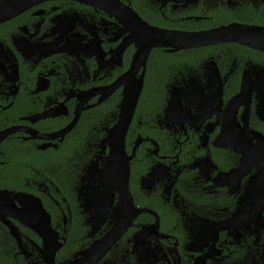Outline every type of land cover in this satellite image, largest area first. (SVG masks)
I'll return each mask as SVG.
<instances>
[{
  "label": "flooded vegetation",
  "instance_id": "af4514ba",
  "mask_svg": "<svg viewBox=\"0 0 264 264\" xmlns=\"http://www.w3.org/2000/svg\"><path fill=\"white\" fill-rule=\"evenodd\" d=\"M0 1V264H264V0Z\"/></svg>",
  "mask_w": 264,
  "mask_h": 264
},
{
  "label": "water",
  "instance_id": "95a60500",
  "mask_svg": "<svg viewBox=\"0 0 264 264\" xmlns=\"http://www.w3.org/2000/svg\"><path fill=\"white\" fill-rule=\"evenodd\" d=\"M32 0H28L30 2ZM7 1H0V7L6 4ZM10 15V14H8ZM154 31H157V35L159 38L165 37V38H176L178 40L185 41L182 46H190V45H200V43H206V42H212L217 39L225 38L224 33L221 30L218 31H209V32H199L196 34L192 33H183V32H167L164 30H158L153 29ZM236 35V39L239 41L249 44L251 46H259L262 45L264 47V29H242L240 32ZM258 39H257V38ZM160 40V39H159ZM159 42H157L158 44ZM148 50L146 51V57H147ZM142 87V79H141V85L136 90H132L130 92H127V95L125 96V106H128L126 117L121 118V124L119 125L120 129H122V135L119 140V142L114 143L113 145V153L111 154L110 160L106 166L105 169H103L101 172L103 176L106 175H112L114 176L115 171L119 172L120 174H123L121 176V184L125 186V190L129 192V176H130V156L126 154L125 150V136L128 130V127L130 125L131 119L133 117L137 101L140 95ZM215 145H220L223 147H226L227 145H231L234 150H238L241 152V154H264V138L258 139L256 143H253L250 140L240 141V142H222V140L218 142H214ZM15 195V193H13ZM17 197H25L28 198V200L32 201H40V198L35 197L32 194H26L23 192H19L16 194ZM43 210V209H42Z\"/></svg>",
  "mask_w": 264,
  "mask_h": 264
},
{
  "label": "trees",
  "instance_id": "16d2710c",
  "mask_svg": "<svg viewBox=\"0 0 264 264\" xmlns=\"http://www.w3.org/2000/svg\"><path fill=\"white\" fill-rule=\"evenodd\" d=\"M62 157H65V155L64 154H46L45 156L34 158L33 159V163H34V166H40V164L38 163V159H40V158H41V163H43L46 160H48V161L51 160L52 161V160L60 159Z\"/></svg>",
  "mask_w": 264,
  "mask_h": 264
}]
</instances>
